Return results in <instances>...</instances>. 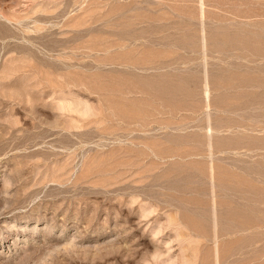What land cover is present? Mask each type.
<instances>
[{
    "label": "rangeland",
    "instance_id": "rangeland-1",
    "mask_svg": "<svg viewBox=\"0 0 264 264\" xmlns=\"http://www.w3.org/2000/svg\"><path fill=\"white\" fill-rule=\"evenodd\" d=\"M260 115L264 0H0V264H264Z\"/></svg>",
    "mask_w": 264,
    "mask_h": 264
},
{
    "label": "crops",
    "instance_id": "crops-1",
    "mask_svg": "<svg viewBox=\"0 0 264 264\" xmlns=\"http://www.w3.org/2000/svg\"><path fill=\"white\" fill-rule=\"evenodd\" d=\"M262 116L260 115V129L259 131H264V126H262ZM261 145V143L259 144ZM264 146V143H263ZM261 148V147H260ZM264 149V148H263ZM255 156H259L257 162H253L249 165L248 171V178H245L244 188H246V197L244 198V206L245 208L243 211L246 212H264V156L259 154ZM247 196H249L250 201L246 202ZM250 208H246V207Z\"/></svg>",
    "mask_w": 264,
    "mask_h": 264
},
{
    "label": "bare ground",
    "instance_id": "bare-ground-1",
    "mask_svg": "<svg viewBox=\"0 0 264 264\" xmlns=\"http://www.w3.org/2000/svg\"><path fill=\"white\" fill-rule=\"evenodd\" d=\"M2 152H3V151H2ZM28 258H29V257H28ZM32 258H33V257H32ZM32 258H31V259H32ZM33 259H34V258H33Z\"/></svg>",
    "mask_w": 264,
    "mask_h": 264
}]
</instances>
